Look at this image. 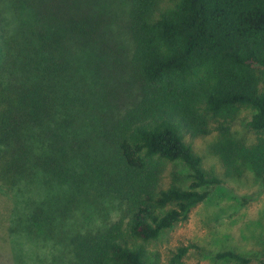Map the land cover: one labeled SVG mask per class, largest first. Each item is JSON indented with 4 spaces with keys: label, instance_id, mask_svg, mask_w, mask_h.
<instances>
[{
    "label": "trees",
    "instance_id": "16d2710c",
    "mask_svg": "<svg viewBox=\"0 0 264 264\" xmlns=\"http://www.w3.org/2000/svg\"><path fill=\"white\" fill-rule=\"evenodd\" d=\"M129 1L128 65L139 96L118 118L110 120L115 106L108 91L93 84H105L103 71L122 65L110 27L100 14L75 9L59 22L58 48L37 52L17 95L0 106V182H44L47 193L21 230L59 235L58 242L66 237L68 264H156L145 244L186 222L207 200V188L223 183L205 170L184 131L192 137L217 132L213 149L229 170L264 175V0ZM3 56L0 42V64ZM241 106L254 110V146L231 134ZM94 132L102 141L98 162L90 149ZM166 161L188 170L185 188L175 173L168 187L161 185ZM91 189L120 193L126 221L61 231ZM188 250L179 247L172 263L182 264ZM218 258L252 262L234 251Z\"/></svg>",
    "mask_w": 264,
    "mask_h": 264
},
{
    "label": "rangeland",
    "instance_id": "374dc122",
    "mask_svg": "<svg viewBox=\"0 0 264 264\" xmlns=\"http://www.w3.org/2000/svg\"><path fill=\"white\" fill-rule=\"evenodd\" d=\"M131 5L129 0H0V42L4 53L0 64V106L4 99L8 101L17 95L16 89L23 86L25 76L40 58L36 53L48 55L52 48H58L54 36L60 29L59 22L62 17L67 21L75 9L100 14L110 27L122 65H118L112 74L103 71L105 84H93L98 85L99 91H108V98L115 106L110 120L118 118L126 107L136 103L139 96V84L134 81L128 65L133 50L128 29ZM253 114L254 110L246 106L235 112L231 134L242 146L258 143V135L250 126ZM17 131L15 135L18 137ZM95 133L90 134L94 140L90 149L93 162H98L96 148L102 141L94 139ZM184 134L185 141L202 158L205 170L221 178L223 183L207 188L210 193L207 200L193 209L186 222L176 225L157 241L145 244L152 260L156 264H173L172 257L178 248L189 247L182 264H237L218 258V254L226 251L250 257V264H262L264 175L260 177L247 167L229 170L213 149L217 132L205 137H192L186 131ZM0 146L3 148L1 143ZM164 167L166 170L161 176L164 187L172 182L174 173L182 187L190 183L189 172L184 166L166 161ZM88 191L90 193H84L86 200L74 210L66 220L68 226L61 227V231L73 234L126 221V201L120 193ZM46 193L41 179L35 182L19 180L12 186L0 182V264L69 263L72 253L71 247L67 246L66 234H63L65 242H58L59 235L41 238L21 230L25 219L32 213L34 202Z\"/></svg>",
    "mask_w": 264,
    "mask_h": 264
}]
</instances>
